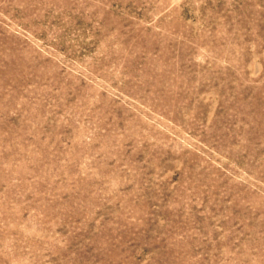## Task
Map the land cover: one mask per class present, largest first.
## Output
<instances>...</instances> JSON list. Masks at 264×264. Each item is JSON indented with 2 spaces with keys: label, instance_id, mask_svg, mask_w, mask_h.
Wrapping results in <instances>:
<instances>
[{
  "label": "rangeland",
  "instance_id": "rangeland-1",
  "mask_svg": "<svg viewBox=\"0 0 264 264\" xmlns=\"http://www.w3.org/2000/svg\"><path fill=\"white\" fill-rule=\"evenodd\" d=\"M0 264H264V0H0Z\"/></svg>",
  "mask_w": 264,
  "mask_h": 264
}]
</instances>
